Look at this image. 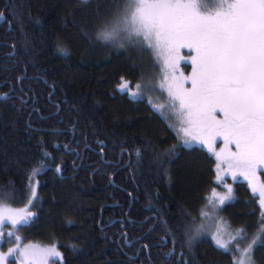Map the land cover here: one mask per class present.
Listing matches in <instances>:
<instances>
[{"label": "trees", "instance_id": "16d2710c", "mask_svg": "<svg viewBox=\"0 0 264 264\" xmlns=\"http://www.w3.org/2000/svg\"><path fill=\"white\" fill-rule=\"evenodd\" d=\"M8 2L0 0V11L5 10ZM12 2L32 40L34 51L26 61L29 79L23 91L27 93L24 98L31 96L33 102L21 113L17 111L19 88L9 100L0 97V190L13 192L14 196L6 203L26 206L31 195L27 174L33 168L40 169L31 183L36 198L28 205L34 216L17 231L21 247H55L62 255L49 257L46 264H131L129 257L135 255L139 244L119 250L116 241L123 243L118 235L121 221L129 239L135 241L141 232L133 222L148 215L145 208L150 198L159 206H171L173 211L183 205L195 216L201 209L210 208L213 190L222 194L225 185H231L233 199L219 206L216 219L218 226L232 230L237 239L225 250L207 233L186 256L192 264H235L240 259L238 249H244L261 227L258 197L253 199L247 181L221 173L223 180L218 182L215 157L198 142L177 148L163 167L150 153H143L139 161L135 155L127 154L134 147L143 149L146 140L161 148L178 141L174 129L168 126L173 124L171 120H166L147 100L141 102L119 90L121 78L133 89L136 83L146 80V71L153 73L150 55L102 42L89 46L81 36L83 30L94 37L96 3L103 4L100 11L107 14L112 0H93L91 7H85L83 0ZM9 12L6 16L12 21ZM29 16L40 23L32 22ZM19 37V26L9 34L8 25L0 22V41L19 46ZM57 38L65 42L66 54L57 50ZM6 51L0 49V94L9 93L16 77L24 73L23 63L5 67ZM182 55L187 57L188 50L184 49ZM180 66L185 75L191 73L189 60ZM49 92H53L51 97ZM55 104L60 105L59 113ZM32 108L39 109L31 115L33 129L45 131L29 132L27 121ZM54 128L64 131L56 135L51 132ZM41 137L49 153L47 158L41 152ZM84 137L89 147H85ZM97 140L105 142L103 156L98 154ZM54 144L60 147L55 148ZM215 147L217 151L223 147L222 139H217ZM122 148L127 150L124 155ZM57 165L61 167L60 173L55 171ZM259 176L264 180V172ZM101 224L107 227L102 228ZM239 229L245 231L240 233ZM14 246L5 243L0 250L7 252ZM146 255L142 253L135 264H146ZM159 255L153 248V264H159ZM253 257L256 264H264V248L255 247ZM9 264H13L12 258ZM14 264H22L21 259L16 258Z\"/></svg>", "mask_w": 264, "mask_h": 264}, {"label": "snow or ice", "instance_id": "6c2138e0", "mask_svg": "<svg viewBox=\"0 0 264 264\" xmlns=\"http://www.w3.org/2000/svg\"><path fill=\"white\" fill-rule=\"evenodd\" d=\"M83 3L85 7H91L93 0H83ZM102 7L103 4L96 3L94 37L81 30L82 38L89 46L102 42L106 46H127L147 52L153 65L160 70L158 79L136 83L133 90L129 82L121 78L119 90L141 102L147 100L166 120H174L179 125H168L174 129L178 141L176 144L161 148L158 143L146 140L143 149L134 147L127 154L129 157L135 155L139 161L143 153H150L163 167L176 154L177 148L198 142L205 145L215 157L218 182L223 180L221 173L230 174L233 179L243 177L253 199L258 197L261 227L244 249H238L240 259L235 264H256L253 250L257 246L264 248V180L259 176V173L264 172V0H112V7L107 14L101 13ZM6 12L13 17L12 21L8 20ZM29 19L40 23L31 16ZM0 22L8 25L9 34L17 26L20 28L19 46L17 43L0 41V49L8 50L4 53L5 67L7 64L15 66L23 63L24 68V73L16 77L10 92L2 93L0 97L9 100L19 88L21 94L17 98L20 107L17 111L23 113L29 102H33L31 96L27 100L24 98L27 93L23 91L25 81L29 79L26 76V61L34 51L32 40L12 0L5 4V10L0 11ZM56 46L60 53H67L63 39L57 38ZM184 49L189 52L187 57L182 55ZM184 60L190 61L191 73L188 75L180 66ZM51 87L54 89L55 85ZM150 91L166 94L167 103L153 104L148 95ZM48 95L51 97L53 92ZM53 106L57 113L61 111L59 104ZM33 112L38 113L39 109L32 108L28 113L29 132L45 131L33 129ZM63 131L51 129L56 135ZM72 131L75 133V124ZM218 138L223 141L219 151L215 147ZM84 141L85 147H89L86 137ZM96 144L99 147L98 154L103 156L105 142L97 140ZM54 147L60 145L54 144ZM41 152L43 157H48L42 137ZM126 152V149H121V155ZM55 171L60 173L61 167L57 165ZM39 174V168H33L27 174L31 195L23 208H14L6 203L14 198L13 192L0 190V247L5 243L15 245L9 247L7 252L0 251V264H9L10 258L13 264L16 258L21 259L22 264H46L49 257L62 255L55 247H21V237L17 235L19 228L27 226L34 216L28 211V205L36 198L31 183ZM225 188L222 194L212 191L208 205L211 212L201 209L195 216L183 205H178L173 211L171 206H159L150 198L145 208L148 215L139 222H133L141 232L135 241L129 239L128 232L123 230L124 222L121 221L122 230L118 235L123 243L116 241L119 250L139 244L135 255L129 257L131 264H135L142 253L147 254L146 264H153V248L160 254L159 264H192L186 253L190 255L197 242L208 233L205 221H214V213L219 205L233 199L232 186L225 185ZM101 227L106 228L107 225L101 224ZM219 231L217 228V233ZM237 231L243 233L245 230ZM213 239L218 247L229 250V242L222 240L219 235H214ZM231 239L236 240L237 237Z\"/></svg>", "mask_w": 264, "mask_h": 264}, {"label": "rangeland", "instance_id": "374dc122", "mask_svg": "<svg viewBox=\"0 0 264 264\" xmlns=\"http://www.w3.org/2000/svg\"><path fill=\"white\" fill-rule=\"evenodd\" d=\"M126 47V46H125ZM151 66H152V69H153V73L151 74L150 73V71H146V73L148 74V76H146V79H158V75H157V71H160L159 70V68H158V70H157V67H155V70H154V66L151 64ZM157 70V71H156ZM145 73V74H146ZM135 88V87H134ZM134 88H133V90H134ZM148 95L151 97V99H152V103L153 104H157V103H159V104H166L167 103V96H166V94H161V93H158V92H153V91H151L150 93H148ZM169 121V120H168ZM172 122H173V124H175V122H174V120H171ZM175 125H178V124H175ZM178 127V126H177ZM195 142H193L192 144H194ZM220 206V205H219ZM13 207V206H12ZM25 207V206H24ZM14 208H23V207H14ZM206 211H209V212H211L212 211V209L211 208H209V209H207ZM214 215H215V217L217 218V215H216V211H215V213H214ZM205 223H206V225H207V227H208V229H209V231H208V233H210V234H212L213 236L214 235H219V237L222 239V240H224V241H226V242H229V244H230V242L232 241V237L231 236H234L235 234H233V232H232V230H229V229H227L228 230V232H227V230L225 229V227H220V226H218V222H217V219H215L214 221L213 220H211V219H209V220H207V221H205ZM228 225V224H227ZM217 228H219V233H217ZM231 233V235H229ZM229 235V236H228ZM229 237V238H228ZM238 246V245H237ZM1 251V250H0Z\"/></svg>", "mask_w": 264, "mask_h": 264}]
</instances>
